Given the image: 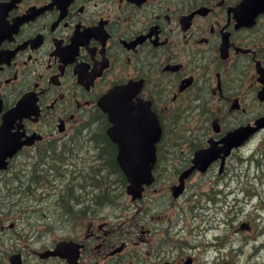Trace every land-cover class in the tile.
<instances>
[{"label":"flooded vegetation","instance_id":"af4514ba","mask_svg":"<svg viewBox=\"0 0 264 264\" xmlns=\"http://www.w3.org/2000/svg\"><path fill=\"white\" fill-rule=\"evenodd\" d=\"M244 1L0 0V123L22 98L37 111L11 124L31 143L0 170V264H262L264 226L253 218L264 220V129L203 171L193 168L171 193L197 150L219 148L229 131L264 115V0L241 10ZM126 83L140 88H131L133 102L185 117L158 144L153 183L134 209L120 202L109 139L94 204L92 187L80 185L61 210V190L70 191L58 180L52 219L12 209V168L77 156L76 136L109 126L86 122L99 98ZM195 114L204 123L193 124ZM238 233L246 235L231 237Z\"/></svg>","mask_w":264,"mask_h":264},{"label":"water","instance_id":"95a60500","mask_svg":"<svg viewBox=\"0 0 264 264\" xmlns=\"http://www.w3.org/2000/svg\"><path fill=\"white\" fill-rule=\"evenodd\" d=\"M127 116H128V114L123 115V114H120L117 112H110V120L114 124V127L110 129V131L113 132V135H110V137H111V139L116 141L118 144H123V143L121 142L119 134L117 135V132H118L117 128L118 127H116V126L122 124L121 119L124 117H127ZM129 116H135V115H129ZM149 123L153 125L152 130L153 131L156 130V136H152V140H151V143H153L156 140V137L159 136L160 130L158 127V123L154 118L152 120H150ZM258 123L264 124V117L261 118L258 121ZM135 132H137V131H135ZM147 140H149V139L147 138ZM1 146H2V144L0 143V147ZM15 149H16V146H13V147L9 146V149H7V151L9 154H11V152H14ZM145 155H146V157L143 161L137 162V163H130V165H132V167L129 169H132L136 172L131 178L129 177L130 184L127 186V192L132 194V196H136L139 194L142 183H148V177L150 176V172H149L150 162H152L153 158H154V148L150 147L149 151ZM195 156H196V159L194 161L195 164H200V162H202L201 164H206V162L208 161V158H210L212 156V154L209 150H204V151L197 152L195 154ZM125 164H126L125 166H127V163H125ZM0 166H3V164L0 163ZM131 172H133V171H131Z\"/></svg>","mask_w":264,"mask_h":264},{"label":"rangeland","instance_id":"374dc122","mask_svg":"<svg viewBox=\"0 0 264 264\" xmlns=\"http://www.w3.org/2000/svg\"><path fill=\"white\" fill-rule=\"evenodd\" d=\"M170 124H168V123H166V126L168 127ZM95 134H96V132H95ZM80 141L82 142V143H79V145L80 144H83V139L81 138L80 139ZM90 147V146H89ZM91 148V147H90ZM95 155H96V151H92V152H89V156L88 157H86V158H84V160H81V162H78L77 160H75L74 162H73V164L71 165V166H68V168H69V170L71 171V172H74V171H77V169H78V165H87L88 166V169L90 168V166L93 164V160L94 161H96V163L98 164V165H100V163L97 161V159L95 158ZM101 162V161H100ZM78 163H80V164H78ZM17 164H15L14 165V167L16 166ZM46 166H48V167H52V166H54V167H57V164H49V165H47V164H45ZM13 166V165H12ZM88 169H86L85 168V170H88ZM59 173V172H58ZM104 173L105 172H102V175H104ZM89 174H90V176L92 175V172L90 173L89 172ZM108 173L106 172V175H107ZM87 175V174H86ZM85 175V176H86ZM84 176V177H85ZM44 177V176H43ZM65 178H64V186H68V185H70V184H76V183H78V181L81 179L80 178V176H78V175H74L73 177H71V174H70V172H68L67 173V175L66 176H64ZM71 177V178H70ZM45 178V177H44ZM45 182H47V181H45ZM48 183V182H47ZM255 186L256 187H260V185L259 184H255ZM73 190H74V192L77 194V195H81L80 193V190L78 189V188H73ZM43 189H41V190H39L38 191V196H36V197H38V201H36L37 202V205L38 206H42V208H43V210H44V212L43 213H39V212H36V211H34L33 213H32V215H34V216H38V217H43V218H40V219H46L49 215H50V213H51V211L55 208L54 207V204L53 203H49V202H47V201H45L46 200V198L48 197V194H43ZM95 192V191H94ZM94 192H92V195H91V193L90 194H88V197H92L93 196V194H94ZM26 198V199H25ZM32 198H34V197H32ZM29 199V200H28ZM27 199V197H23V201H25L26 202V204L27 205H29V206H34L35 205V203L34 202H32V200H31V196L29 197ZM124 202L127 204V205H129V204H131V201H129V199H126L125 197H124ZM28 217V216H27ZM264 217V212H262V218ZM242 217L241 216H238V217H236V222L237 221H239L240 219H241ZM254 220H255V222H256V224H257V229H259V231L262 229V227L264 226V220L263 221H261L262 219H259V218H257L256 216L253 218ZM232 231L229 229V233H231ZM246 234L245 233H238L237 235H232L231 237L233 238V239H237V240H239L240 238H242L243 236H245ZM234 245H240V243L239 242H236ZM244 257H240V256H236V262H239V261H241V262H244ZM254 262V258H250V259H248V263L249 264H252ZM262 264H264V258H262Z\"/></svg>","mask_w":264,"mask_h":264},{"label":"bare ground","instance_id":"6f19581e","mask_svg":"<svg viewBox=\"0 0 264 264\" xmlns=\"http://www.w3.org/2000/svg\"><path fill=\"white\" fill-rule=\"evenodd\" d=\"M258 163H259V162H258ZM253 165H254V164H253ZM38 170H39L38 168L35 169V171H38ZM260 172H261V171H260ZM261 173H262V172H261ZM69 188H70V189L75 188L74 184H73V185L70 184V185H69ZM39 190H41V189H39ZM39 190H36V191L30 193V194H29V197H30V196H31V198L34 197V199H35L36 201H38V199H37L38 197H36V196H38V191H39ZM43 190H44V189H43ZM43 194H47V193H44V191H43ZM220 196H221V195H220ZM24 197H27V196H24ZM29 197H27V199H28ZM77 197H78V196H77ZM25 199H26V198H25ZM28 200H29V199H28ZM89 201H90L91 204H94V197H89ZM24 204L26 205V202H25V201H24ZM71 204H72V201H70V202L64 204L63 206L60 207V209H61V208H62V209H63V208L67 209V207H70ZM62 209H61V210H62ZM262 212H264V211H261V214H262ZM256 214H257V213H256ZM55 215H56V214H55ZM205 217H206V216H205ZM261 217H262V215H261Z\"/></svg>","mask_w":264,"mask_h":264},{"label":"trees","instance_id":"16d2710c","mask_svg":"<svg viewBox=\"0 0 264 264\" xmlns=\"http://www.w3.org/2000/svg\"><path fill=\"white\" fill-rule=\"evenodd\" d=\"M21 193L22 194H28L29 193V190H28V187H25L23 190H21ZM20 193V194H21ZM69 197H71V198H76V197H74L72 194H69Z\"/></svg>","mask_w":264,"mask_h":264}]
</instances>
